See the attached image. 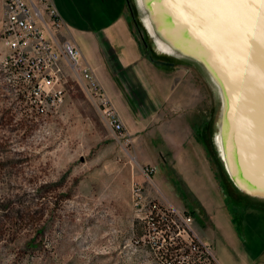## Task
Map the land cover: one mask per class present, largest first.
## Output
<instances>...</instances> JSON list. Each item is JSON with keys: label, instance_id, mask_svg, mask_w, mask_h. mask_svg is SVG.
<instances>
[{"label": "rangeland", "instance_id": "rangeland-1", "mask_svg": "<svg viewBox=\"0 0 264 264\" xmlns=\"http://www.w3.org/2000/svg\"><path fill=\"white\" fill-rule=\"evenodd\" d=\"M129 2L139 15L143 12L138 31L137 15L131 19L128 7L123 14L141 75L128 77L126 91L120 89L129 95L125 103L114 95L110 101L123 132L109 129L69 69L65 68L62 102L47 115L33 112L21 97L23 87L14 91L0 72V264H153L134 249V240L149 232L136 218L131 188L139 185L161 209L168 206L162 198H168L182 213L172 181L179 184L181 174L203 167H210L221 182L230 224L240 242L249 245L244 232L251 227L241 221L243 208L251 202L264 204V196L249 197L235 189L215 163L224 164L215 139L223 103L219 89L201 58L183 49L180 65L173 68L148 62L140 38L149 15L138 0ZM197 6L204 16L222 11L224 24L232 23L237 30L248 53L246 65L226 29L214 21L209 24L212 37L206 35L211 44L204 47L227 79L232 76L229 82L241 84L243 104L260 122L264 136V29L255 23V9ZM250 23L247 32L244 26ZM215 38L218 47L211 42ZM253 40L260 51L254 50ZM158 47L165 54L174 50H163L159 42ZM230 59L236 73L227 63ZM97 72L102 73L100 68ZM234 115L230 133L238 132ZM207 124L214 127L211 136Z\"/></svg>", "mask_w": 264, "mask_h": 264}, {"label": "built area", "instance_id": "built-area-1", "mask_svg": "<svg viewBox=\"0 0 264 264\" xmlns=\"http://www.w3.org/2000/svg\"><path fill=\"white\" fill-rule=\"evenodd\" d=\"M0 22V72L14 91L23 87L21 97L38 115H47L62 102L65 70L83 85L114 133L124 130L109 97L92 70L81 64L80 51L69 40L60 41V16L49 0H2ZM66 68V69H65ZM136 218L146 223L148 235L135 239L134 249L153 264H218L211 246L200 240L192 228V216L167 206L161 209L142 188H131ZM151 232V233H150Z\"/></svg>", "mask_w": 264, "mask_h": 264}, {"label": "crops", "instance_id": "crops-1", "mask_svg": "<svg viewBox=\"0 0 264 264\" xmlns=\"http://www.w3.org/2000/svg\"><path fill=\"white\" fill-rule=\"evenodd\" d=\"M49 1L63 22L60 35L80 51L81 64L90 67L110 101L118 96L125 103L129 95L121 90L126 91L128 77L138 79L141 75L138 51L123 20L126 0ZM3 13L0 0L1 18ZM99 68L101 75L96 73ZM180 181H172L173 196L180 203L177 208L192 216L195 234L211 246L218 264H264V204L251 202L243 208L241 221L251 227L250 232H244L249 239L245 246L230 224L223 205L226 195L215 172L210 167L189 170L181 174ZM162 201L176 208L172 206L176 202L165 197Z\"/></svg>", "mask_w": 264, "mask_h": 264}, {"label": "bare ground", "instance_id": "bare-ground-1", "mask_svg": "<svg viewBox=\"0 0 264 264\" xmlns=\"http://www.w3.org/2000/svg\"><path fill=\"white\" fill-rule=\"evenodd\" d=\"M138 1L149 15L147 20L145 19L146 28L152 34H159L158 42L164 46L163 50L183 49L201 58L205 64L223 99L219 112L218 133L215 137L222 161L238 188L256 195H264V143L262 140L264 136L260 130V122H257L247 106H244L242 97L244 92L241 84L237 81L236 84L229 82L232 76L229 80L227 79L216 67L215 60L204 47L211 44L207 36L212 37L209 24L214 21L220 28L222 26L226 29L228 38L235 44L240 62L246 65V62H249L248 53L244 44L238 41L237 30L232 23L224 24L225 17L220 10L214 15L207 11L208 13L206 12L204 16L198 11L197 4H185L176 2V0ZM194 17L197 18L196 21H193ZM214 40L216 38L211 42ZM224 49L220 45V51ZM224 53L226 52H222L223 56ZM227 63L235 72L237 68L232 65L234 62L230 59ZM238 76L239 73L236 74L237 80ZM233 114L238 116L235 126L238 132L230 133L234 122ZM236 136L238 137L234 140Z\"/></svg>", "mask_w": 264, "mask_h": 264}, {"label": "flooded vegetation", "instance_id": "flooded-vegetation-1", "mask_svg": "<svg viewBox=\"0 0 264 264\" xmlns=\"http://www.w3.org/2000/svg\"><path fill=\"white\" fill-rule=\"evenodd\" d=\"M126 6L129 9V16L131 19H133L135 14L137 15V20L139 21V23H137L136 31H138L139 27L142 26V22L138 18L140 16L141 17L143 16L142 12H140V15H139L138 12L136 11V7L134 8L133 5H131V3L129 2V0H126ZM149 36L150 35H148L146 30L143 29V36L140 38V42H141L142 48L144 49L148 62H150L156 67L160 66V67H165V68H173L177 65H180L179 60H178L179 58L177 56L175 57L172 54L163 53L159 49V47H157V45H155V43L150 39ZM207 126H208V130H209V127H211V131L207 130L208 132H210V136H211L213 133L214 127L212 129V126L210 124H207Z\"/></svg>", "mask_w": 264, "mask_h": 264}, {"label": "snow or ice", "instance_id": "snow-or-ice-1", "mask_svg": "<svg viewBox=\"0 0 264 264\" xmlns=\"http://www.w3.org/2000/svg\"><path fill=\"white\" fill-rule=\"evenodd\" d=\"M176 2L199 5H248L255 9V23L264 29V0H176Z\"/></svg>", "mask_w": 264, "mask_h": 264}, {"label": "water", "instance_id": "water-1", "mask_svg": "<svg viewBox=\"0 0 264 264\" xmlns=\"http://www.w3.org/2000/svg\"><path fill=\"white\" fill-rule=\"evenodd\" d=\"M142 15H143V12H142ZM252 24H254L253 22H252ZM247 30V32H249L251 29H252V25H251V23H250V26H244ZM144 29H146V28H144ZM146 32L148 33V35H150L149 37H150V39L155 43V45H157V47H158V40H159V34H150L147 30H146ZM264 37V36H263ZM263 37H262V43H264V40H263ZM250 39V38H249ZM250 40H252V39H250ZM246 43V42H245ZM255 44H257L256 43V41L255 40H253V46H254V50H258V51H260V46L258 47L257 45H255ZM250 45V41H249V43H248V46ZM260 45V44H259ZM252 48V46H250V49ZM170 54H172V55H174L175 57L177 56L178 58H181V57H183L184 56V53L181 51V50H179L178 48H175L174 50H172L171 51V53ZM181 54L183 55V56H181ZM254 56H256L255 54H254ZM191 57V56H190ZM192 58V57H191ZM192 59H194V58H192ZM195 61H197L196 59H194ZM198 62V61H197ZM199 63V62H198ZM258 62L256 61V64H257ZM200 64H202V63H200ZM203 65V64H202ZM204 67V66H203ZM256 71V70H255ZM208 73V72H207ZM208 76H209V74H208ZM211 78V77H210ZM212 80V79H211ZM264 80V79H263ZM263 83H264V81H263ZM263 146V143H262V145H261V147ZM264 155V154H263ZM222 160V159H221ZM222 165L224 166V170H225V172H226V174H227V177H228V180H230V182H231V184L237 189V190H239V191H242V193H244V194H247V195H250V196H253V197H257V198H261L262 196H264V195H260L259 194V196L258 195H256V194H253V193H248L246 190H242V189H240V188H238V186L235 184V182H233V180H231V177H230V175H229V173H228V171H227V169H226V166L222 163ZM264 198V197H263Z\"/></svg>", "mask_w": 264, "mask_h": 264}, {"label": "trees", "instance_id": "trees-1", "mask_svg": "<svg viewBox=\"0 0 264 264\" xmlns=\"http://www.w3.org/2000/svg\"><path fill=\"white\" fill-rule=\"evenodd\" d=\"M216 161H217V160H216ZM216 161H215L216 165L219 166V167L221 168L222 173L225 175L226 173H225V171H224L223 166H222L218 161H217V162H216ZM226 177H227V176H226ZM227 180H228V178H227ZM229 182H230V181H229Z\"/></svg>", "mask_w": 264, "mask_h": 264}]
</instances>
